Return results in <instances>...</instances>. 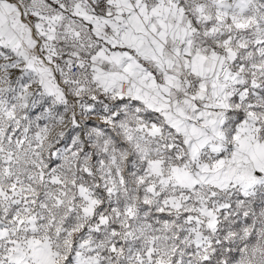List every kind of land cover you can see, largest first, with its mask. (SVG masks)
<instances>
[{"label":"snow or ice","instance_id":"obj_1","mask_svg":"<svg viewBox=\"0 0 264 264\" xmlns=\"http://www.w3.org/2000/svg\"><path fill=\"white\" fill-rule=\"evenodd\" d=\"M0 264H264V0H0Z\"/></svg>","mask_w":264,"mask_h":264}]
</instances>
